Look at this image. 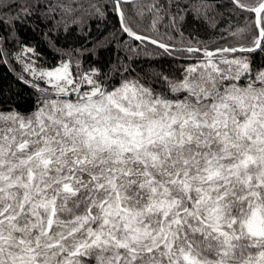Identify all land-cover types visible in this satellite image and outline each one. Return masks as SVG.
Here are the masks:
<instances>
[{"label":"snow or ice","instance_id":"obj_1","mask_svg":"<svg viewBox=\"0 0 264 264\" xmlns=\"http://www.w3.org/2000/svg\"><path fill=\"white\" fill-rule=\"evenodd\" d=\"M0 67V264H264V0H0Z\"/></svg>","mask_w":264,"mask_h":264},{"label":"trees","instance_id":"obj_2","mask_svg":"<svg viewBox=\"0 0 264 264\" xmlns=\"http://www.w3.org/2000/svg\"><path fill=\"white\" fill-rule=\"evenodd\" d=\"M21 3H23V0H20ZM235 19V18H233ZM242 20V17H241ZM115 24V17L109 15L107 18H101L97 22L93 23L92 25V36L93 38L99 36L101 33L107 35L112 31V26ZM226 24V21L221 22V27H224ZM97 26L100 29V32H97ZM21 35L22 38H24L29 43L35 45L41 42V38L38 33H34L32 31H29L27 29L22 28L21 29ZM216 33L212 31H208L207 33H201L202 39H209V38H215ZM118 47V45H113L112 47H109L106 51H102L98 54V56H89L85 54V61L86 63L89 61L98 60L101 65L107 66L109 62H114L116 59V52L115 48ZM121 55H123L121 53ZM258 60L260 59V56L258 55L256 57ZM45 59L51 61L52 54L45 50ZM173 70L178 68L180 66V63L182 62H175L173 61ZM160 64L163 65L164 68H168V63L164 60L160 61ZM132 67L135 69L137 73H142L146 71H150L152 68H157L159 65L153 64L152 60L149 57H146L144 55H140L138 57H134V62L132 63ZM0 73H4L7 77L8 82H12L13 75L12 73H9L6 68L0 67ZM115 82V81H114ZM13 87L15 88V84H13ZM16 100L19 102V105L21 108H26L31 106V100L32 95L29 89L25 88L23 90V93L20 97H16ZM8 105H4V107H7Z\"/></svg>","mask_w":264,"mask_h":264}]
</instances>
